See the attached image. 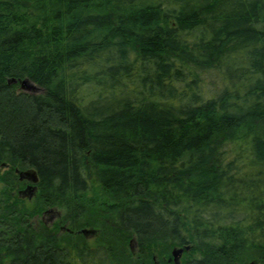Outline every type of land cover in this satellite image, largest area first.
Instances as JSON below:
<instances>
[{"label": "trees", "instance_id": "obj_1", "mask_svg": "<svg viewBox=\"0 0 264 264\" xmlns=\"http://www.w3.org/2000/svg\"><path fill=\"white\" fill-rule=\"evenodd\" d=\"M175 245L264 264V0H0V264Z\"/></svg>", "mask_w": 264, "mask_h": 264}, {"label": "rangeland", "instance_id": "obj_2", "mask_svg": "<svg viewBox=\"0 0 264 264\" xmlns=\"http://www.w3.org/2000/svg\"><path fill=\"white\" fill-rule=\"evenodd\" d=\"M18 90L19 91H25V92H28V93H34V92L38 91L37 88L35 87V85H32V84H28L27 87H22L21 85H19ZM21 171H25V170H21ZM24 180L27 181L28 184L31 183L29 180H26V179H24ZM24 189L20 188V189H18V191L19 190H24ZM33 194H34V196L36 195V193H34V192H33ZM26 197H27V195H26ZM30 199L31 198L29 197V200ZM63 215H64L63 212L59 208L51 207V208H47V209H44L43 211H41L40 214L35 219H36L37 222L41 221L45 225L50 226L51 228L54 227L53 226L54 224H58V226H59L61 231H63V230L67 231L69 229L68 221L61 222ZM86 230L91 231V233H83L82 232V231H86ZM77 232L79 234H81L82 236L87 237L89 242L93 241L94 234H95L93 228L85 226V227L77 230ZM128 245L130 246V251L133 254H135L136 253V247L131 242V240L129 241ZM175 247H181V246L175 245V246L171 247L169 252L166 255L162 256V257L160 255H158V254L160 252H164L165 249L153 248L151 250V255H152L153 262L155 264H164V263L165 264H174V260H173V256L171 254V251ZM184 250L182 251L181 255L179 256L177 264H184V259H185V254H186ZM251 263H253V264H261V262L257 258H255V257L252 258L251 256L248 257L242 264H251ZM234 264H241V263L238 262V263H234Z\"/></svg>", "mask_w": 264, "mask_h": 264}, {"label": "water", "instance_id": "obj_3", "mask_svg": "<svg viewBox=\"0 0 264 264\" xmlns=\"http://www.w3.org/2000/svg\"><path fill=\"white\" fill-rule=\"evenodd\" d=\"M12 81H14V79H12ZM21 86L22 87H27V85L29 83H27V80L26 79H23L21 82ZM2 167L4 166V164L1 165ZM18 173H19V178L20 179H26V180H29L31 183H29L27 185V187L24 189V190H19L18 191V194L23 196V197H30L33 195V192L36 190V183H37V177H36V172L33 170V169H30L28 168L27 170L25 171H18L16 170ZM83 233H91V231H82ZM131 242L134 244V240L131 239ZM189 246L186 245V247H175L172 251H171V254L173 256V260H174V264H177L178 262V258L179 256L181 255L182 251L185 249H188ZM254 263V262H253ZM251 263V264H253Z\"/></svg>", "mask_w": 264, "mask_h": 264}]
</instances>
